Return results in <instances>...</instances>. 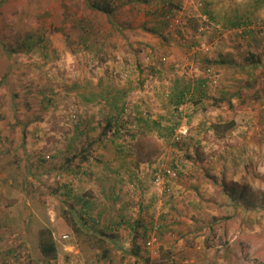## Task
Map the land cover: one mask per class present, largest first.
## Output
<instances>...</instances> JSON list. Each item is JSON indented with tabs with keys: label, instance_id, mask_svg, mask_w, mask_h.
Instances as JSON below:
<instances>
[{
	"label": "rangeland",
	"instance_id": "374dc122",
	"mask_svg": "<svg viewBox=\"0 0 264 264\" xmlns=\"http://www.w3.org/2000/svg\"><path fill=\"white\" fill-rule=\"evenodd\" d=\"M111 87L126 95L118 108ZM121 111L100 138L102 112ZM94 141L122 153L80 155ZM99 156L141 170L131 190L161 194L132 203L179 250L144 264H264V0H0V263L117 264L119 235L97 206L82 217L72 184L79 166L81 180L89 163L92 175L109 167ZM110 196L99 208L120 202Z\"/></svg>",
	"mask_w": 264,
	"mask_h": 264
},
{
	"label": "crops",
	"instance_id": "0c3cea01",
	"mask_svg": "<svg viewBox=\"0 0 264 264\" xmlns=\"http://www.w3.org/2000/svg\"><path fill=\"white\" fill-rule=\"evenodd\" d=\"M102 115H106V112H102ZM114 145V146H112ZM116 145V146H115ZM95 149H101L99 153H104L105 156H109V154H105L104 150H107L110 147H113L115 149L116 155L121 154L123 150V146L117 145V144H112V143H107L105 142L104 144L100 145L97 144L94 146ZM111 150V149H110ZM100 157L101 161H103L104 165L109 166L107 169L104 170H94L93 175L90 169V163L89 169L85 168L88 171V178H84V180L80 179V175L83 171L80 166L78 167L77 171L72 170V175L76 177L74 179L73 187H75V191L77 189H82L84 192H82L84 195L82 198H85L88 200V209H84V212L88 214V210L95 209V207H98L99 213L95 209V213L97 215V218L99 219H104L106 220L105 224V232L108 233L109 235H114L111 234L110 232L116 233L117 237L114 239H110V247L111 250H109L111 254V257L109 261L112 260V262L120 264L121 259L124 262L127 261H132L131 263H138V264H144V262L153 259H157L160 253V247H164L165 249H175V246L173 245V239H178L176 236L172 238L171 232H166L165 226L159 225V220L157 221V225H146L142 222L141 217L146 214V208L144 207L143 203L140 201L137 207L132 203V201L135 200H141L143 197L146 198L149 202L151 201H158V197L160 192L158 193L155 191V188L153 190H137L136 188L131 190L130 188L127 187V180L130 178L131 181L137 184L138 177L141 174V170L137 168H133L134 166L127 165L122 157L120 156H114V158H106V157ZM111 156V155H110ZM95 160L96 162L100 163V160ZM94 161V163H95ZM144 167V165H143ZM133 170V171H132ZM78 173L80 175H78ZM91 174V175H90ZM172 175V174H171ZM169 174L168 177L171 176ZM132 176V177H131ZM173 177V176H172ZM78 179V180H76ZM76 180V181H75ZM102 181V183H98L99 181ZM84 181V182H83ZM82 185V186H81ZM153 187H155L153 185ZM143 191V193H142ZM81 193V192H79ZM108 196L111 195L110 197L113 200H120L119 203L116 204H110L109 201H106L103 199V204L100 206L99 202H97V199L101 196ZM95 197V199L93 198ZM96 201L93 202V201ZM130 201L131 204H128ZM162 203V202H161ZM159 205V202H158ZM168 211V210H166ZM95 221V220H94ZM99 221V220H98ZM174 222H167L166 225L169 226V229H179L178 226L172 225ZM157 230V244H156V249H157V254L153 253V251L146 250L144 248V242L152 228L158 227ZM148 227L150 228L148 230ZM168 229V228H167ZM107 231V232H106ZM144 234V239H140V236H138V232ZM67 234H64V236L69 237V232H66ZM105 235V234H104ZM138 236V238L136 237ZM146 236V237H145ZM179 245L182 243V240H179ZM117 247L119 249H117ZM176 250V249H175ZM179 250V249H178ZM176 250V251H178ZM107 254V252H106ZM142 262V263H139ZM157 262H150V264H156ZM126 264V263H124ZM149 264V263H146ZM158 264V263H157Z\"/></svg>",
	"mask_w": 264,
	"mask_h": 264
},
{
	"label": "trees",
	"instance_id": "16d2710c",
	"mask_svg": "<svg viewBox=\"0 0 264 264\" xmlns=\"http://www.w3.org/2000/svg\"><path fill=\"white\" fill-rule=\"evenodd\" d=\"M110 4H105V5H99V4H96V3H93L92 4V6L95 8V9H97L98 11H101V12H103V13H105L106 15H108V16H110L111 14H112V11L110 10V6H109ZM208 15H211V14H208ZM255 58V56L253 55V54H250V56H249V58L248 59H251V63H254V64H256V63H258V61L257 62H255V60L253 59L252 60V58ZM247 59V60H248ZM102 93H104V94H107V95H102V94H100L101 95V97H107L108 95V97H110V98H112L113 99V101H116L115 102V104H113L116 108H118V106L117 105H119L118 104V102H119V100L120 99H122V98H124L126 95L124 94V93H122V95H119L118 93H114L113 92V88L111 87V88H109L108 89V92L106 93L105 91L104 92H102ZM113 94V95H112ZM108 99V100H112V99ZM106 100V99H105ZM176 100H177V102L178 103H183V101H184V96L183 95H181L180 96V98H177L176 97ZM124 112H106V115H107V124H106V127L102 130V132H100V134H99V137L100 138H105L106 137V135H107V133H108V131L110 130V128H113V126L115 127V125L116 124H118V121H119V119H120V117L122 116V114H123ZM142 121H144V119H142ZM230 126L229 127H231V126H233L234 124H233V122H231L230 124H229ZM95 143H92L89 147H88V149H82L81 151L82 152H80V155H86V154H88L89 152H90V150L92 149V146H93V148H94V146H96L97 144V142L98 141H94ZM79 155V156H80ZM79 156L77 157V156H74L73 157V159H76V158H79ZM72 158H70V160H71ZM68 162H69V160H68ZM87 215V213L86 212H83L82 213V217H84V216H86ZM63 218L66 220V222H67V224L73 229V230H78L79 228H77L78 227V224H77V222H78V220H77V218L75 217V216H72V215H64L63 216ZM76 220H77V222H76ZM146 237V236H145ZM41 249V251H42V253L43 254H45V255H50L49 253H52V256L53 257H55L56 256V246L54 245V243L52 244V243H49V244H45L42 248H40Z\"/></svg>",
	"mask_w": 264,
	"mask_h": 264
},
{
	"label": "built area",
	"instance_id": "2783aa9c",
	"mask_svg": "<svg viewBox=\"0 0 264 264\" xmlns=\"http://www.w3.org/2000/svg\"><path fill=\"white\" fill-rule=\"evenodd\" d=\"M180 135H183V136H186L188 134V128L184 127L182 129H179L177 130ZM171 175V172L168 171V175ZM173 175V174H172ZM163 177L160 175V174H156L155 175V182L157 184H162L163 183ZM159 226L158 227H155V228H152L144 242V248L146 250H150V251H153V253L157 254V249H156V244H157V230H158ZM64 239H68L69 237L68 236H64L63 237ZM2 264V263H0ZM73 264H87L86 261L83 262V261H75V263ZM126 264H138V263H126Z\"/></svg>",
	"mask_w": 264,
	"mask_h": 264
}]
</instances>
